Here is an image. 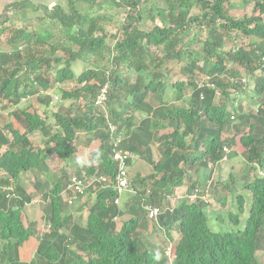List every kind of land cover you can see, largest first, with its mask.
<instances>
[{"label": "trees", "instance_id": "16d2710c", "mask_svg": "<svg viewBox=\"0 0 264 264\" xmlns=\"http://www.w3.org/2000/svg\"><path fill=\"white\" fill-rule=\"evenodd\" d=\"M66 1L69 12L54 6L45 9L44 18H40L58 23L63 41L49 43L26 28L13 29L5 40L10 48L0 51V109L16 107V113L7 114L26 131L21 134L11 122L0 131V183L13 185L10 197L0 190V264H260L256 252L264 251V0L255 1L256 15L242 20L229 17L224 8L227 0H159L165 8L162 5L149 12L139 6L155 0H101L131 7L133 12H127L113 33L99 27L97 35L94 27L101 17L92 15L96 12L95 0ZM25 3L23 7H31ZM10 5L21 9L18 2ZM144 20L149 22L147 29L138 27ZM202 30L205 39L199 37V51H194L191 47L197 45L196 34L199 36ZM3 32L0 28V43ZM232 32L260 42L248 43L247 48L233 45L225 52L224 41ZM189 35L186 42L184 37ZM73 47L77 50H71ZM93 54L108 56L105 63L102 61L107 67L92 64ZM174 60L184 62L180 72L186 78L170 85L173 102L166 104L168 69L164 66ZM79 63L85 68L76 75L74 68ZM59 64L63 67L51 76L50 70ZM225 64L244 69L227 68ZM129 70L137 76L134 83L129 81ZM244 78L256 97L257 111L244 112L240 105H218L217 90L228 98L229 88H241ZM69 81H75L72 89H60ZM104 86L108 89L107 101L104 108L97 107L94 98ZM41 91L45 94L40 95ZM49 93L57 95L58 101L50 104ZM27 98H32L33 104L18 111L20 102ZM69 99L74 100L73 105L66 104ZM38 105L59 108L55 113L45 110L39 114ZM134 112L144 115L143 119L136 121ZM49 114L58 132L51 133V122L46 119ZM160 122L171 131L158 138ZM110 125L120 136L115 149L143 154L141 158L154 170L139 181L144 184L150 180L151 184L134 195L135 204L129 207L131 217L121 222L119 229L116 220L125 212L113 202L116 166L111 160L113 147L108 144L114 137ZM94 129L92 136L98 137L100 146L90 153L92 163L80 166L74 174L83 177L84 171L86 192L95 195L85 217H80L84 224H80L74 222L59 198L66 176L73 174L75 167L57 177L50 173L49 163L55 158L73 160L76 147L91 142L88 135L77 138L74 145L76 133ZM33 134L42 137V149L31 140ZM153 139L162 145L158 162H153L148 146ZM236 145L241 152L232 151ZM224 147L230 151L225 153ZM232 160L242 161L239 186L249 192V207L242 222L246 201L238 194L237 212L227 215L232 227L214 231L205 211L207 204L200 197L211 196L219 189L234 196L235 174L230 172L225 182L212 180L219 164L226 163L231 169ZM194 166L195 179L185 187L186 195L195 194V199H179L170 211L174 189L183 186L187 169ZM68 168L65 163L64 169ZM25 176L33 179L40 198L26 191L22 184ZM99 177H108L109 188L102 189L95 183ZM34 199L42 201L43 220L50 224L49 232L38 240L36 224L23 213ZM218 201L224 205L226 198L219 197ZM147 206L163 211L158 221L148 219ZM77 209L82 211V206ZM148 225L162 229L167 240L173 231L178 233L172 256L164 246L149 241Z\"/></svg>", "mask_w": 264, "mask_h": 264}, {"label": "rangeland", "instance_id": "374dc122", "mask_svg": "<svg viewBox=\"0 0 264 264\" xmlns=\"http://www.w3.org/2000/svg\"><path fill=\"white\" fill-rule=\"evenodd\" d=\"M25 1H27L31 7H23V5H25ZM101 0H95V9L94 11H96L95 13H93V16H99L101 17L100 19H98V21H96V26L94 27V34L97 35L98 34V28L100 27V29L103 28L104 31H109L111 33H113L116 29V27L122 22L121 20L124 19V17L126 16L127 12H133V9L131 7H127L125 5H118V6H114L113 4H109V3H101ZM117 2H120V0H116ZM255 1L256 0H227L224 4V8L225 11L227 12V14L229 15L230 18L234 19V20H242L244 18H248L250 16H252V14L256 15L257 12L253 11V7L255 5ZM11 2H18L19 3V7H21V11L23 13L24 16H22L20 10L17 8V6H7L9 5V3ZM228 4V7H227ZM85 5V4H84ZM99 5H102L101 7H99ZM165 8V3L163 1H159V0H155L154 1H149L146 2L144 5V2H142V4L139 6L140 8L143 7V9L146 7V12H149V10L151 11L153 8ZM54 6H59L60 8H62L65 12H69V5L67 3L66 0H0V22H3L0 24V28L4 29V32L2 33L1 36V42L0 43V51H7L10 46L9 44H7L5 42V40L11 35V32L13 29H21V28H26L27 30H30L32 32H34L35 34L44 37L49 43H51L52 41H56V40H60L63 41V34H62V28L60 25H58V23L56 22H51L48 20L45 21H41L40 18H44L45 16V9H50L51 7L53 8ZM79 6H83V5H79ZM137 10V9H135ZM196 9H194L191 14H194V11ZM144 19V17H143ZM263 19H264V15H263ZM149 22L147 21H143L141 23L138 24V27H141L143 29H147L149 27ZM201 31V29H200ZM52 34V35H51ZM205 35L206 32L204 30H202V32L199 34V36L196 34V43L197 45L192 46L191 49L194 51H199V41L200 38L205 39ZM191 35L184 37V40L187 42L189 41ZM50 37V38H49ZM200 37V38H199ZM235 37V38H234ZM53 38V39H52ZM110 42V40L108 41ZM115 42V41H114ZM258 43L260 42V40L256 39V38H252V37H244L241 34H238L237 32H232V36L231 38H229L228 40L224 41V48L223 51L227 52L230 50V48L233 45H243L244 48L248 47V43ZM63 47V46H62ZM63 52H66L65 50H63L62 48L60 49ZM71 50H77V47H73ZM116 52L114 51L112 57ZM159 54V53H158ZM90 59V56H89ZM88 59V60H89ZM91 63L97 65L98 67L102 68V66L107 67L106 64H104L107 59L108 56H104L103 54H98V55H91ZM104 61V63L102 62ZM184 65V62H180V61H171L165 64L164 69H168L167 72V85H166V91H164L165 97H164V101L166 104H171V102H173V92L171 91V87L170 85L176 81L179 80H183L185 81L186 76H182L180 70L181 67ZM202 62H200L198 64V66H201ZM226 67L228 68H233V69H239L240 71H242L244 68L238 65H230V64H225ZM62 65H56L54 66L51 70H50V75L54 76L55 75V71L56 69H60L62 68ZM85 68L84 64L79 63L78 65L75 66L74 68V72L76 73V75H79L81 73V71ZM99 69V68H98ZM128 78L130 83H134L136 81V74L134 71L129 70L128 72ZM66 85H61L62 87L60 89H72L73 86L75 85V81H69L66 82ZM252 94V93H250ZM253 95V94H252ZM53 98H55L57 95H55L54 93L52 94ZM253 98H256L254 96H252ZM219 104L221 103V101L223 103H227L228 105H230V101L231 99H229V102L226 101V99L223 97L222 94H220V92L217 93L216 96ZM55 100V99H54ZM58 101V100H57ZM82 102V101H81ZM238 102L242 103L244 105V110L245 111H251L252 109H254L256 107V104L253 102V100L251 98L244 99L242 96L240 98H238ZM33 102L32 100L26 99L20 102L19 106V110H25V109H29V106H31ZM74 100L73 99H69L68 101H66L67 105H73ZM83 103V102H82ZM5 104V103H4ZM180 104V103H179ZM182 104H180L181 106ZM53 106V108L51 109L52 111L55 110V108H59V106L57 107ZM37 107V106H36ZM39 113H42L45 110H48L50 113H54L50 110V107H42L40 105H38L39 109ZM43 109V110H42ZM10 111V113L14 114L17 112L16 107H9L6 111H3L2 108L0 109V129H3V127L5 126V124H8L9 122L12 123V127L15 128L17 127L15 121H14V117L11 115V117H9V115L7 114V112ZM38 111V110H37ZM125 114L124 116L126 117ZM134 116L136 121H140L141 119H143L144 115H140L138 113L134 112ZM51 117V116H50ZM51 119V118H50ZM49 126L51 127V133L54 132H58V128H56V125L54 123L49 124ZM158 132V138H160L162 135H166L168 133H170L171 129H167L166 127H164L163 122H160V126L159 129L156 130ZM124 132V131H123ZM225 136L222 135V139ZM31 140L35 143L36 147H39L40 149L42 148L44 142L42 137L39 134H33L31 136ZM93 143H89L87 146L86 145H78L76 147V151L73 154L72 158L74 157V159H65V160H59L57 158H55V160L50 164V173L55 174L57 177H59L61 175V173L63 171L69 172L70 171V167L68 169H64L65 163L68 164L69 166L71 164L72 167H76L77 170L80 169V167L83 164H87L91 162L90 159V152L94 151L97 149V147L99 146V141L98 139H94ZM74 145L77 144L76 141L73 142ZM148 146L150 147L151 150V157L153 162H158L159 160L162 159V145H160V143H157L155 139H153L150 143H148ZM140 149L143 150L144 147L140 146ZM235 152H241L242 149L240 147V145H236L233 148ZM141 155L143 154H136L135 156L139 157L136 159V161L134 163H131L128 165V170L130 171V179L132 180L133 183V188L134 190L137 192H141L142 190H144L146 187H148L151 182L150 180H145L144 184L139 183L140 180L149 177L150 175H152L154 173L153 167L149 166V163H147L146 161L141 159ZM92 163V162H91ZM242 161H238V160H232L231 162V169L230 166L226 163H220L219 164V171L215 172L213 176V181L219 179L221 181H226L225 179H227L228 174L233 173L235 174V182L237 184V187L235 188V194L233 197L229 196L227 194V192H225L223 189H219L218 193H214L212 194L211 191L210 193L212 194L210 197H208V200L211 202L212 205H208V210L211 211L210 214V222H209V226L210 228H212L214 231H218V230H228L229 228H231L232 224L231 222H229L227 220V215L228 213H236L237 212V204L235 201V198L238 194L242 195L243 197H245V213L244 215L241 216V221L243 222L245 217H246V212L248 210V204H249V192L245 191L244 189H242L239 185L241 183V179L239 176V170L241 169L242 166ZM64 169V170H63ZM196 166H194L191 169H187V177L184 179L183 181V188L185 189V186H188V184H190L192 181H194L195 176H196ZM76 170V171H77ZM83 172V173H82ZM82 175L85 173L84 171H81ZM211 176V177H212ZM23 178V177H22ZM206 179V178H205ZM33 179L28 178V177H24L22 179V184L25 187L26 191L29 193H35L34 195L36 196L35 198H40V192L37 190V188L32 184ZM62 183H64L63 178L61 179ZM207 183V181H206ZM51 188V185L48 186L47 190H49ZM177 189L179 187H176ZM181 188V187H180ZM179 188V189H180ZM179 189L176 190L179 192ZM175 191V189H174ZM133 194V190L131 191L130 194H125L123 195V197H121V201L118 204L119 208H123L124 212H125V216H123L120 219L116 220V224H117V228L119 229L121 226V222L127 220L128 218L131 217V213H130V205L131 204H135L134 201V195ZM179 194V193H178ZM219 197H225L226 198V202L224 205H222L219 201L218 198ZM34 198V197H33ZM95 200V195L93 192H90V194L87 193L86 197L83 198L81 201H77L75 204H73L70 208H66L67 212L72 214L74 217V222H78L80 224H82L84 222V219L82 220L80 217L83 216L85 217V213H87V209L88 207L93 204ZM213 200V201H212ZM180 200H175L173 199V207L179 202ZM127 205V206H126ZM82 206V211H78V207ZM85 212V213H84ZM24 214H26L27 218L29 219V221L34 222L37 226H39V228L36 226V228L38 229V233L39 236L43 235L45 233V221L43 220V204L42 201H39L38 203H36L34 206H25ZM207 216H209L207 214ZM216 217H220V220L217 221ZM84 224V223H83ZM147 232H148V239L151 243L153 244H157V245H162L164 246L166 249L165 251L167 252V255L172 256L171 252H170V245L174 247L177 239H178V233L176 231H173L171 233V239L167 240V237L165 236V232L162 229H157V228H152L150 225L147 226ZM39 236L36 237L37 240L39 239ZM36 242V241H34ZM2 241L0 240V249L2 248ZM35 244H32V247H34ZM256 257L259 259L260 264H264V251H262V249H259L256 252Z\"/></svg>", "mask_w": 264, "mask_h": 264}, {"label": "clouds", "instance_id": "9594fccd", "mask_svg": "<svg viewBox=\"0 0 264 264\" xmlns=\"http://www.w3.org/2000/svg\"><path fill=\"white\" fill-rule=\"evenodd\" d=\"M248 81L249 80H246V78H244V79H242L241 80V84H240V86H242L241 88L240 87H237L238 89H233V87H230L229 88V90L231 91V92H228V94H229V97L228 98H225L226 99V101H228L229 102V99H231V101H230V105H228L227 103H223L222 101H221V105L222 104H226L227 105V107L228 108H230V107H236V106H238V105H240V106H242L243 107V111L244 112H246L245 110H244V105L242 104V103H239L238 102V98H240L241 96L244 98V99H247V97L248 98H251L252 100H253V102L255 103V98H253L252 96V94H250L251 92H250V90L247 88L248 87V85H247V83H248ZM104 85H106V84H104ZM245 85H247V86H245ZM107 88H106V86H104V87H102L101 89H99V93H98V95H96L95 96V98H94V105L95 106H97V107H102V108H104V104H105V102L107 101V95H106V92H107ZM220 89H218L217 91L218 92H220V94L221 93H223L221 90L219 91ZM217 92V93H218ZM39 94L41 95H44L45 93H43L42 91L41 92H39ZM49 95L52 97V101L50 102V104H52L53 103V100L54 101H56L57 100V97H55V98H53V96H52V94L51 93H49ZM27 99H29V98H27ZM30 99H32V98H30ZM24 100H26V99H24ZM23 101V100H22ZM219 103H218V105H220ZM256 104V103H255ZM50 107V109H52L51 108V106H49ZM257 108H258V105L256 104V107L254 108V109H256V111H257ZM18 109H19V106H18ZM39 110H40V108L38 109V113H39ZM43 110V109H42ZM253 110V109H252ZM52 111V110H51ZM52 112H56V109L54 110V111H52ZM250 112V111H249ZM39 114H42V113H39ZM51 115L49 114V116L46 118V119H48L51 123H53V122H55L54 121V119H53V117L51 116ZM51 118V119H50ZM16 125H17V127H15L21 134L22 133H25L26 131L18 124V123H16ZM57 128V127H56ZM0 131H1V129H0ZM25 131V132H24ZM96 130L94 129V130H92V131H84V132H81V133H79V132H77L76 133V135H75V140H73V142L74 141H76V140H78L77 138H83V137H87L88 135H90L91 136V142H90V144L91 143H93V142H95V141H93L94 139H97L98 137H96V136H92L93 134L92 133H94ZM110 131L114 134V137H116V139H113L114 137L112 136V137H110L109 138V146H111V147H113L112 148V150H111V160L115 163V166H116V170L114 171V177H115V174H116V172H117V162L116 161H114L113 160V155H114V152L116 151H122V152H125L124 150H120V149H115V147L117 146V144L119 143V141H120V136H119V134L116 136L115 135V130H114V128L110 125ZM2 132H3V129H2ZM4 135H9V133L8 132H6V131H4ZM98 141H99V139H98ZM99 143V146H100V141L98 142ZM99 146L97 147V149L99 148ZM40 147V146H39ZM3 149H5V146H3V148L1 149V151L3 150ZM42 149V148H41ZM96 149V150H97ZM95 151V150H94ZM223 151L226 153H228L229 151H230V149L229 148H226V147H224L223 148ZM93 152V151H92ZM126 152H128L131 156H130V158L126 161V167H127V171H128V174H129V182H130V189H131V191L133 190V194L132 195H135L137 192L134 190V188H133V183H132V180L130 179V171L128 170V165L129 164H131V163H134L135 161H136V159L137 158H139V157H137V156H135L134 154H132V153H130L129 151H126ZM91 153V152H90ZM142 159V158H141ZM142 160H144V159H142ZM145 161V160H144ZM72 165H74V164H71L69 167H71L72 168ZM96 165V164H95ZM81 166H89V164L87 165V164H83V165H81ZM149 166H151L150 164H149ZM78 167H80V166H78ZM76 167L75 168H72V172H73V174H70V175H68V176H66L67 178L65 179V189L63 190V191H61L60 192V194H59V198H60V200H61V202H62V204H63V207H66V208H70L73 204H75L77 201H81L83 198H85L86 197V195H87V192H86V189H87V184H86V182L84 181V175H85V173L82 175V173H81V176H83V177H78V176H76V175H74L75 174V171H76ZM114 177H113V180H112V189H113V191L115 192V197H114V199L117 197V193H116V191L114 190V187H113V183H114ZM63 178V177H62ZM72 178H77V179H79V180H82L83 182H84V184H85V193L83 194V195H74L69 189H68V186L70 185V182H71V179ZM100 178H105L106 179V181H107V183H103V182H101L100 181ZM95 181H97V182H95ZM95 181H91V182H95V183H97V184H100L101 185V188L102 189H105V188H109V185H108V177L106 178V177H99L98 179H95ZM207 183H208V181H207ZM206 183V184H207ZM180 188V187H179ZM178 188V189H179ZM183 188V186H181V188L179 189V192L178 191H176V190H178L177 188H175V198L173 197L172 199H170V206H171V208H169V210L171 211V209H172V207H173V199H175V200H179V199H185V198H187V199H189L190 201H193L194 199H195V197H196V195L195 194H188V195H186V192H187V188L185 187V189H182ZM0 190L2 191V192H4V194L6 195V197H10L11 195H12V191H13V185L12 184H3L2 182L0 183ZM131 191H129V192H126V193H124V194H122L120 197H119V203H120V201H121V197H123V195H125V194H130L131 193ZM179 193V194H178ZM208 197H210V196H203V197H200V199L204 202V203H206L207 205L205 206V211H206V214H208L209 216H207L208 218H209V220H211L210 219V212L211 211H209L208 210V205H212L211 204V202L208 200ZM69 200L71 201L70 203H69ZM39 201L38 200H33V201H31V203L30 204H28V206H34L36 203H38ZM114 202V201H113ZM118 203V204H119ZM115 204V203H114ZM118 204H115V205H118ZM155 207V206H154ZM161 214H163V211H162V213ZM216 219H217V221L218 220H220V217H216ZM228 220V219H227ZM157 221H158V219H157ZM210 222V221H209ZM34 223V222H33ZM37 226V225H36ZM44 226H45V233H48L49 232V230H50V224L48 223V222H46L45 221V224H44ZM38 228H39V226H37ZM37 229V228H36ZM44 233V234H45ZM41 237V235L39 236V238ZM1 240V239H0ZM169 249H170V252H172V250H173V246H171L170 245V247H169ZM167 253V252H166ZM170 256V255H169Z\"/></svg>", "mask_w": 264, "mask_h": 264}, {"label": "built area", "instance_id": "2783aa9c", "mask_svg": "<svg viewBox=\"0 0 264 264\" xmlns=\"http://www.w3.org/2000/svg\"><path fill=\"white\" fill-rule=\"evenodd\" d=\"M264 61V58H263ZM130 154L128 152H122V151H115L113 155V160L117 162V172L114 177V183L113 187L114 190L117 193V197L114 199V203H119V197L126 193L131 191L130 189V182H129V174L126 167V161L130 158ZM100 181L104 184L107 183L105 178H100ZM85 184L82 180H79L77 178H72L70 185L68 186V189L74 194V195H83L85 193ZM71 201L69 200V203ZM147 210V217L151 221H157L158 216L161 215L162 210L158 207H145Z\"/></svg>", "mask_w": 264, "mask_h": 264}]
</instances>
